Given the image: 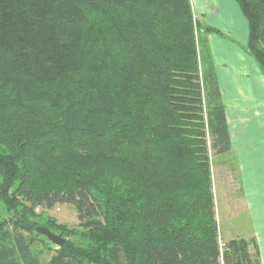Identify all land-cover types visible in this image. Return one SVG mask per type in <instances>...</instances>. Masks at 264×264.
<instances>
[{
	"label": "trees",
	"instance_id": "obj_1",
	"mask_svg": "<svg viewBox=\"0 0 264 264\" xmlns=\"http://www.w3.org/2000/svg\"><path fill=\"white\" fill-rule=\"evenodd\" d=\"M233 1L264 77V0ZM201 27L190 0H0V264H260L215 218L206 144L230 147ZM57 205L76 228L39 223Z\"/></svg>",
	"mask_w": 264,
	"mask_h": 264
},
{
	"label": "crops",
	"instance_id": "obj_2",
	"mask_svg": "<svg viewBox=\"0 0 264 264\" xmlns=\"http://www.w3.org/2000/svg\"><path fill=\"white\" fill-rule=\"evenodd\" d=\"M190 1L195 15L203 21L208 17L207 23L204 21L207 27L225 30L211 22L232 16L230 28L235 32L240 27V36L246 34L247 40V24L233 0H225L226 7L221 10L216 0ZM219 30V34L206 36L229 137V152L218 156L234 160L232 170L251 227L250 237H255L260 264H264V77L245 52L246 41L241 45L225 39Z\"/></svg>",
	"mask_w": 264,
	"mask_h": 264
},
{
	"label": "rangeland",
	"instance_id": "obj_3",
	"mask_svg": "<svg viewBox=\"0 0 264 264\" xmlns=\"http://www.w3.org/2000/svg\"><path fill=\"white\" fill-rule=\"evenodd\" d=\"M212 1L213 0H211V2ZM216 1L220 2V4L217 3L220 10L222 9V7H226V4H223L225 3V0ZM190 4L193 10L191 1ZM208 15H210V13ZM207 18V16L206 18H204V21L206 23ZM194 19L201 24V28L207 26L203 19L195 14ZM221 19L222 18L217 17L211 23L212 25H220L225 30H216H219L225 39L230 40V38H232L237 41L238 44L244 45L246 41V34H244V37H241L242 35L240 34V27H238L235 32H233L234 27L230 28L231 21L229 19H232V16H230L229 18H223V20ZM214 38L221 40L220 37ZM214 43L218 45L217 41H214ZM206 146L211 179V192L214 197L215 218L219 224L222 237L224 239H230L231 237L248 238L251 236V227L244 210L245 208L243 199L238 191L239 186L237 175L234 174L235 172L232 170L235 164L234 160L225 156H215L213 151L209 148L210 144L208 140ZM35 213L40 217L38 219L40 224H42L43 220L47 218L52 219L57 224L64 225L70 229L76 228L78 224L77 214L75 210L69 205H57L51 210L38 209L35 211ZM55 235L57 236V234ZM39 240L41 241V246L45 244L44 239ZM39 249L44 250L42 249V247H39ZM49 256L50 254L47 255L46 252H44L42 260L46 262Z\"/></svg>",
	"mask_w": 264,
	"mask_h": 264
},
{
	"label": "water",
	"instance_id": "obj_4",
	"mask_svg": "<svg viewBox=\"0 0 264 264\" xmlns=\"http://www.w3.org/2000/svg\"><path fill=\"white\" fill-rule=\"evenodd\" d=\"M36 232L44 237H46L52 244L56 246H63L65 241L61 239L59 236H56L52 234L50 231H48L45 228L38 227L36 229Z\"/></svg>",
	"mask_w": 264,
	"mask_h": 264
}]
</instances>
